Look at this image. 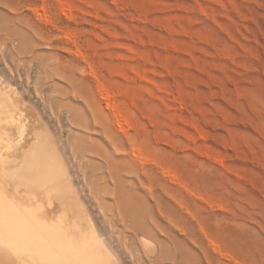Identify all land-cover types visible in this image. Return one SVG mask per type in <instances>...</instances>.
<instances>
[{"label": "rangeland", "instance_id": "obj_1", "mask_svg": "<svg viewBox=\"0 0 264 264\" xmlns=\"http://www.w3.org/2000/svg\"><path fill=\"white\" fill-rule=\"evenodd\" d=\"M4 80L118 263L154 256L116 193L155 264H264V0H0Z\"/></svg>", "mask_w": 264, "mask_h": 264}, {"label": "bare ground", "instance_id": "obj_2", "mask_svg": "<svg viewBox=\"0 0 264 264\" xmlns=\"http://www.w3.org/2000/svg\"><path fill=\"white\" fill-rule=\"evenodd\" d=\"M42 75L37 76L39 84L45 79ZM6 82H0V264H120L102 238L103 222L99 227L78 206L64 161L44 123ZM108 155L100 154L106 161ZM115 202L121 234L133 233L143 253L154 256L152 264L158 263L163 254L155 253L153 243L146 239L150 230L144 223L145 213L137 212L134 205L135 211L120 193ZM111 218L115 225L112 213Z\"/></svg>", "mask_w": 264, "mask_h": 264}]
</instances>
